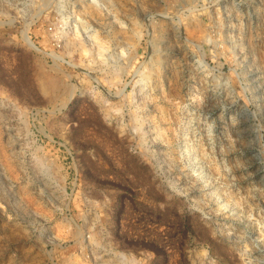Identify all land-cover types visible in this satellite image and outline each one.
<instances>
[{"label": "rangeland", "instance_id": "374dc122", "mask_svg": "<svg viewBox=\"0 0 264 264\" xmlns=\"http://www.w3.org/2000/svg\"><path fill=\"white\" fill-rule=\"evenodd\" d=\"M0 264H264V0H0Z\"/></svg>", "mask_w": 264, "mask_h": 264}, {"label": "bare ground", "instance_id": "6f19581e", "mask_svg": "<svg viewBox=\"0 0 264 264\" xmlns=\"http://www.w3.org/2000/svg\"><path fill=\"white\" fill-rule=\"evenodd\" d=\"M74 39H75V38H74ZM74 39H73V38H72V39L70 38V40H69V39L67 40V41H69V44H68L69 46H70V41H71V40H74ZM75 42L77 43V41H75ZM71 44L73 45V43H71ZM77 44H79V46H80V47H79L80 50H85V51L87 50V51H88V49L86 48V45H85L83 42H78ZM75 46H76V45H75ZM72 47H73V46H72ZM87 47H88V46H87ZM98 48H99V47H98ZM69 49H70V48H69ZM99 50H100V49H99ZM74 51H75V50H74ZM89 52H90V51H89ZM91 54H92V53H91ZM93 54H95V53H93ZM92 56H93V55H92Z\"/></svg>", "mask_w": 264, "mask_h": 264}]
</instances>
